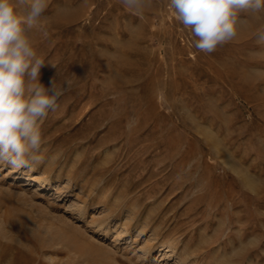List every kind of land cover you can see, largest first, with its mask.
Segmentation results:
<instances>
[{"label": "rangeland", "instance_id": "1", "mask_svg": "<svg viewBox=\"0 0 264 264\" xmlns=\"http://www.w3.org/2000/svg\"><path fill=\"white\" fill-rule=\"evenodd\" d=\"M239 18L207 54L168 0H49L40 83H72L41 161L0 166V264H264V10Z\"/></svg>", "mask_w": 264, "mask_h": 264}, {"label": "clouds", "instance_id": "2", "mask_svg": "<svg viewBox=\"0 0 264 264\" xmlns=\"http://www.w3.org/2000/svg\"><path fill=\"white\" fill-rule=\"evenodd\" d=\"M48 3L0 0V166L20 169L41 161V124L71 87L70 80L58 86L53 79L50 87L40 83L41 69L49 64L37 55L29 32ZM120 3L140 13L151 0ZM168 7L193 38L194 47L210 54L236 37L240 13L264 10V0H168Z\"/></svg>", "mask_w": 264, "mask_h": 264}, {"label": "bare ground", "instance_id": "3", "mask_svg": "<svg viewBox=\"0 0 264 264\" xmlns=\"http://www.w3.org/2000/svg\"><path fill=\"white\" fill-rule=\"evenodd\" d=\"M231 165H232V163H231ZM234 165V164H233ZM234 167V166H233ZM240 168V167H239ZM234 169V168H233ZM236 171H238V170H236ZM244 176L246 177V179L248 178V176L246 175V174H244ZM249 179V178H248ZM254 181H252L251 179H250V181L248 180H246V185H249L251 188H253L252 186L255 184V182L253 183ZM43 183V182H42ZM42 183H40L39 182V185L41 186L42 185ZM83 210V209H82ZM79 211H81L80 209H79ZM64 229V228H63ZM143 232V231H142ZM145 248V247H144ZM178 257V259L176 260V261H180V264H182V261H181V259H179V256H177ZM187 258V257H186ZM183 260H185V259H183ZM187 261V260H186ZM185 261V264H188V262H186ZM217 262V261H216Z\"/></svg>", "mask_w": 264, "mask_h": 264}]
</instances>
